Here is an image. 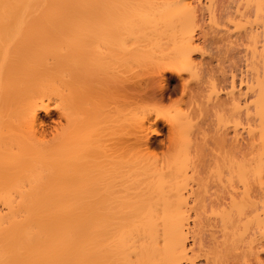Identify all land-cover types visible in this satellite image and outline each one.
Masks as SVG:
<instances>
[{"label":"bare ground","instance_id":"6f19581e","mask_svg":"<svg viewBox=\"0 0 264 264\" xmlns=\"http://www.w3.org/2000/svg\"><path fill=\"white\" fill-rule=\"evenodd\" d=\"M206 1L0 0V264H264V0Z\"/></svg>","mask_w":264,"mask_h":264},{"label":"rangeland","instance_id":"374dc122","mask_svg":"<svg viewBox=\"0 0 264 264\" xmlns=\"http://www.w3.org/2000/svg\"><path fill=\"white\" fill-rule=\"evenodd\" d=\"M204 1H206V0H203V2ZM208 1V0H207ZM206 1V2H207ZM205 2V3H206ZM204 4V3H203ZM214 33V32H213ZM211 33H208L207 34V36L205 37V38H208L209 36L211 37H213V36H215V34L214 35H210ZM219 37L221 36L220 34L218 35ZM210 37H209V39L206 41V40H204V38L201 40V42H202V44H201V42H200V44L201 45H199V47L200 48H202L203 50L204 49H206V50H204L205 51V53H204V64H205V62L207 63V61L208 60H210L211 61V65H213L214 63V65L213 66H215L217 63L219 64L220 62V59L221 58H223V61H225L224 63V65H227V63H228V61H227V63H226V60H227V57H225L226 55H224L225 53H224V50H221V53L219 54L218 52H217V48L218 47H222V45H217V44H215L214 45V42L211 44V40H212V37H211V39H210ZM210 41V44H208V42ZM222 44V43H221ZM223 44H224V42H223ZM204 45H205V47H204ZM208 45V46H207ZM211 45V46H210ZM214 45V46H213ZM210 46V47H209ZM224 47V46H223ZM210 48V49H209ZM213 48H214V50H213ZM215 49H216V51H215ZM207 51V52H206ZM211 53V54H209V53ZM223 52V53H222ZM198 54H200L199 52H197L196 53V56H197V58L199 59V60H201L202 58L201 57H203V56H201V55H198ZM208 54V55H207ZM213 55V56H212ZM219 55V56H218ZM207 56V58L208 59H205V57ZM221 56V58L219 59V57ZM211 57V58H210ZM197 59V60H198ZM226 59V60H225ZM198 60V61H199ZM217 60H219V61H217ZM210 61H208L209 63H207V64H209V65H204L205 67L206 66H210ZM218 64H217V66H218ZM221 64V63H220ZM217 66H215V68L217 67ZM240 66H242L243 67V62H240ZM227 68H228V65H227ZM229 70V69H228ZM116 71H118V70H116ZM121 71V70H120ZM123 72L124 73H126L127 71H124L123 70ZM122 71H121V73H122V77H121V75H119L118 74V76H116L117 78H118V80H119V82H122L123 84H125L127 81H129V80H131V78H130V75H131V73L129 72V74L127 73V74H125L124 76H123V73ZM219 72V71H218ZM217 72V73H218ZM120 73V72H119ZM239 73V72H238ZM219 74V73H218ZM109 75H111V74H109ZM128 76V77H127ZM111 77V76H110ZM116 77H114L113 78V76H112V78H113V80L114 81H111V82H107L108 84H112V85H114V82H116L117 81V78ZM121 79H120V78ZM112 78H110V79H112ZM126 78V79H125ZM128 78V79H127ZM239 78V77H238ZM237 78V79H238ZM116 79V80H115ZM186 79V78H185ZM122 80V81H121ZM125 80H126V82H125ZM195 81H196V79H195ZM195 81H194V79H192V80H190V82H188L189 84L191 83L192 85H194L195 84ZM238 82V81H237ZM122 83H120L121 84V86H122ZM128 83H130V82H128ZM179 83V78L176 76L175 77V79H170L169 80V86H174L175 84H178ZM127 84V83H126ZM180 84V83H179ZM236 84H238V83H236ZM113 89V88H112ZM119 92V91H118ZM220 93L221 94H224L225 93V91H223L222 90V92L220 91ZM121 94V93H120ZM173 95V96H172ZM171 95V97H169V99L167 100V101H165V102H167V103H165L166 105H168V104H172L173 105V103L175 104V105H179V107H181V106H183V107H187V106H189L190 107V103H189V101L187 100V99H182V94H181V91L179 90L178 92H176L175 94H172ZM120 96V95H119ZM129 98H127V100H128ZM130 100V99H129ZM128 100V101H129ZM170 100V101H169ZM173 102V103H172ZM170 104V105H171ZM153 105V104H152ZM174 105V106H175ZM181 105V106H180ZM155 106V105H154ZM146 107H148L149 108V106H146ZM150 107H152V106H150ZM173 107V106H172ZM153 109H155L154 107H152ZM41 116L45 119V121H46V130H47V133H50L51 131H53V128L55 127V124L56 123H58V121H60L59 120V115H58V113L56 112V110H54V109H52V112H51V114L50 115H47L48 116V118H47V116L44 114V112H42L41 113ZM164 120H160L159 121V123H158V133L156 134V133H153V134H151V149L152 150H154L156 153H163V152H166V148H168L167 147V145L169 144V142H168V138H169V135H170V131H169V124L168 123H165L166 121H164ZM163 151V152H162ZM202 263L201 264H203V260L201 261ZM200 263V261L198 262V264Z\"/></svg>","mask_w":264,"mask_h":264}]
</instances>
